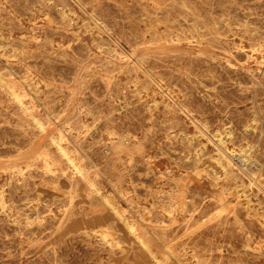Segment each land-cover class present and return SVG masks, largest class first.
<instances>
[{"label":"rangeland","instance_id":"1","mask_svg":"<svg viewBox=\"0 0 264 264\" xmlns=\"http://www.w3.org/2000/svg\"><path fill=\"white\" fill-rule=\"evenodd\" d=\"M0 264H264V0H0Z\"/></svg>","mask_w":264,"mask_h":264},{"label":"bare ground","instance_id":"2","mask_svg":"<svg viewBox=\"0 0 264 264\" xmlns=\"http://www.w3.org/2000/svg\"><path fill=\"white\" fill-rule=\"evenodd\" d=\"M33 110V109H32ZM40 124V123H39ZM38 126V125H37ZM221 141V140H220ZM38 142V141H37ZM223 142V141H222ZM54 145H56V144H54ZM67 154V153H66ZM79 169V168H78ZM83 173V172H82ZM84 174V173H83ZM104 200V199H103ZM107 202V201H106ZM136 226V225H135ZM132 230V229H131Z\"/></svg>","mask_w":264,"mask_h":264}]
</instances>
